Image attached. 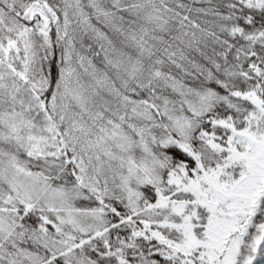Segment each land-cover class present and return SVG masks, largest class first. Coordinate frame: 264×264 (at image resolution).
<instances>
[{
    "label": "snow or ice",
    "instance_id": "obj_1",
    "mask_svg": "<svg viewBox=\"0 0 264 264\" xmlns=\"http://www.w3.org/2000/svg\"><path fill=\"white\" fill-rule=\"evenodd\" d=\"M0 264H264V0H0Z\"/></svg>",
    "mask_w": 264,
    "mask_h": 264
}]
</instances>
